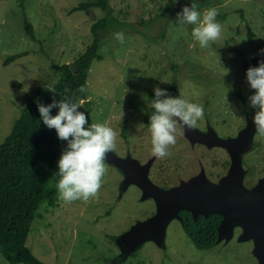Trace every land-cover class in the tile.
<instances>
[{"label":"rangeland","instance_id":"374dc122","mask_svg":"<svg viewBox=\"0 0 264 264\" xmlns=\"http://www.w3.org/2000/svg\"><path fill=\"white\" fill-rule=\"evenodd\" d=\"M19 1L0 0V143L26 97L38 85L46 88L56 81V65L80 57L93 39L90 25L104 15L98 7L70 11L82 0H24L39 40L35 41L24 32ZM192 3L201 13L218 9L222 34L207 48L193 39V25L177 22V13ZM109 4L124 26L99 31L101 58L89 63L86 97L79 111L88 105L90 125L107 123L118 133L116 150L107 154V172L97 196L71 203L58 196V206H42V217L34 220L27 245L46 264H257L253 239L240 240V226L228 239L197 249L180 219L174 218L161 242L145 240L132 250L123 246L120 237L135 222L152 216L156 203L144 197L137 184L125 183V174L110 158L146 166L148 178L159 187L187 185L201 176L213 184L221 182L231 163L225 147L208 146L178 124L175 145L167 156L156 158L143 117L152 108L149 94L156 87L168 93L175 82L171 96L203 105L204 117L193 130L230 138L253 125L256 110L249 97L255 90L246 71L264 61L260 51L264 0H109ZM116 32L124 33V43L114 38ZM20 51L28 53L3 65L5 57ZM254 57L259 59L256 65ZM66 147L64 141L58 160ZM241 163L243 185L250 190L264 178V137L256 130ZM0 264H8L1 254Z\"/></svg>","mask_w":264,"mask_h":264},{"label":"trees","instance_id":"16d2710c","mask_svg":"<svg viewBox=\"0 0 264 264\" xmlns=\"http://www.w3.org/2000/svg\"><path fill=\"white\" fill-rule=\"evenodd\" d=\"M23 29L32 40L39 41L28 20L24 9V0L19 1ZM98 7L104 15L90 25L93 39L79 58L71 63L56 65L59 76L52 86L56 89L51 92L38 85L26 97L18 116L14 119L10 132L0 143V254L8 264H46L40 260L27 245V236L31 231L35 219L41 218L42 206H58V191L56 184L55 168L58 154L63 140L58 138L55 129H49L44 123L38 110V103L47 105L53 99L57 102L72 98L81 100L86 97L87 84L86 72L92 59H100L98 52L101 37L100 30L124 26L111 12L109 0H82L71 8L70 11L86 10ZM251 37L252 34L248 33ZM264 44L260 45L263 48ZM27 51H20L8 55L3 60L7 65L19 57L26 55ZM259 59L254 57V65ZM12 84L20 85L17 81ZM84 86L86 91H78ZM177 85L173 82L168 94L172 95ZM149 98L155 99V94L150 93ZM90 107H85V114L90 125ZM58 108H53L55 115ZM154 109L145 111L143 120L149 126L150 117ZM182 230L197 249H209L218 236V226L221 215L211 213L207 217L199 214L193 218L188 210L179 212Z\"/></svg>","mask_w":264,"mask_h":264},{"label":"clouds","instance_id":"9594fccd","mask_svg":"<svg viewBox=\"0 0 264 264\" xmlns=\"http://www.w3.org/2000/svg\"><path fill=\"white\" fill-rule=\"evenodd\" d=\"M218 14L215 7L201 13L192 3L177 13V22L193 25V39L201 48H207L222 34V25L216 20ZM113 35L119 43H124L123 32ZM260 51L264 52V49ZM246 78L250 88L255 90L249 97L250 106L256 110L252 122L256 132L264 137V61L256 67H249ZM46 88L51 92L56 91L50 84ZM78 91L83 93L86 88L80 86ZM154 94L155 99L151 104L154 112L149 123L151 154L164 158L169 154V147L176 143L178 124L189 130L194 129L197 121L204 117V108L202 104L189 102L180 96L173 97L160 87L154 89ZM37 106L43 123L49 129H55L60 140L67 142L57 162L58 172L54 174L58 177L56 188L59 198L71 203L96 197L107 172V154L116 150L118 133L107 123L89 125L85 112L79 111L83 107V100L68 98L57 102L53 99L50 104L38 103ZM53 108H58L55 115L51 113Z\"/></svg>","mask_w":264,"mask_h":264},{"label":"water","instance_id":"95a60500","mask_svg":"<svg viewBox=\"0 0 264 264\" xmlns=\"http://www.w3.org/2000/svg\"><path fill=\"white\" fill-rule=\"evenodd\" d=\"M254 125L243 128L235 137L220 138L212 131L189 130V135L208 146L221 145L228 151L231 163L226 176L219 184H213L197 177L187 185L159 187L150 181L147 167L111 156L110 160L125 174V183H135L143 191L144 197H152L156 203L155 213L135 222L120 237V243L132 250L140 242L153 240L161 242L169 221L180 218L179 211L188 210L193 218L198 214L207 217L210 213L221 215L217 240L228 239L235 226H240V240L253 239V253L257 264H264V178L252 189L243 185L244 169L241 155L249 146Z\"/></svg>","mask_w":264,"mask_h":264},{"label":"flooded vegetation","instance_id":"af4514ba","mask_svg":"<svg viewBox=\"0 0 264 264\" xmlns=\"http://www.w3.org/2000/svg\"><path fill=\"white\" fill-rule=\"evenodd\" d=\"M180 212V211H179ZM211 214V213H210ZM199 215V214H198ZM202 215V214H201ZM181 222V221H180ZM181 224V223H180ZM236 227H239V226H236ZM216 243V242H215Z\"/></svg>","mask_w":264,"mask_h":264}]
</instances>
